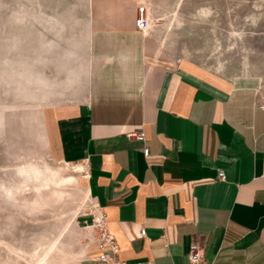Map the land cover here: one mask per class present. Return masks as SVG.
Here are the masks:
<instances>
[{
    "label": "crops",
    "instance_id": "crops-1",
    "mask_svg": "<svg viewBox=\"0 0 264 264\" xmlns=\"http://www.w3.org/2000/svg\"><path fill=\"white\" fill-rule=\"evenodd\" d=\"M138 2L87 0L85 15L29 25L28 134L53 161L83 163L119 259L186 264L194 240L204 264H264L257 84L174 58L136 27Z\"/></svg>",
    "mask_w": 264,
    "mask_h": 264
},
{
    "label": "rangeland",
    "instance_id": "rangeland-1",
    "mask_svg": "<svg viewBox=\"0 0 264 264\" xmlns=\"http://www.w3.org/2000/svg\"><path fill=\"white\" fill-rule=\"evenodd\" d=\"M176 59L257 84L264 106V0H138ZM87 0H0V264H81L96 254L100 211L80 162L53 161L27 131L29 25L86 14ZM38 27V25H37ZM33 28V26H32Z\"/></svg>",
    "mask_w": 264,
    "mask_h": 264
},
{
    "label": "built area",
    "instance_id": "built-area-1",
    "mask_svg": "<svg viewBox=\"0 0 264 264\" xmlns=\"http://www.w3.org/2000/svg\"><path fill=\"white\" fill-rule=\"evenodd\" d=\"M135 25L139 29H146L148 27L147 8L143 4H139L137 7V14L135 18ZM128 137L142 138L141 132L130 131L127 132ZM143 154H148V148L143 150ZM86 174V173H85ZM217 176L223 179V172L218 170ZM86 177V175H85ZM97 206V205H96ZM98 207V206H97ZM99 209V208H98ZM100 211V210H99ZM99 221V232L96 238V254L90 261V264H152V263H129L118 258L117 250L118 246L113 237L109 232L107 223L104 218V214L100 211ZM141 234H145V230H141ZM89 264V263H81ZM186 264H204L203 249L201 245L192 240L188 245V260Z\"/></svg>",
    "mask_w": 264,
    "mask_h": 264
}]
</instances>
